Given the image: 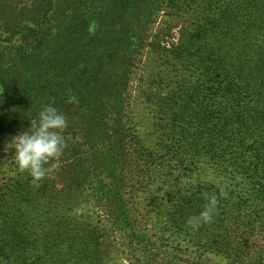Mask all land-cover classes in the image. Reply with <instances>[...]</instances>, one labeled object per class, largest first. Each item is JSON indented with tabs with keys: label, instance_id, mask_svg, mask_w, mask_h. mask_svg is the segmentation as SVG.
I'll return each instance as SVG.
<instances>
[{
	"label": "trees",
	"instance_id": "1",
	"mask_svg": "<svg viewBox=\"0 0 264 264\" xmlns=\"http://www.w3.org/2000/svg\"><path fill=\"white\" fill-rule=\"evenodd\" d=\"M47 1L44 20L47 23L38 25L34 35H26L18 45L14 61L22 77L2 81L6 88L0 107L8 115L15 110L19 115L37 101L32 91L54 88L55 83L51 82L57 79V85L71 87L73 93L78 92L86 100L91 99L88 89L102 87L100 97L92 98L88 112L92 115L100 107L107 110V105L101 103L109 81L105 74L90 80L69 79L66 75L76 64L73 48H67V68L60 71L62 75L52 78L47 74L63 62L53 48L56 40H63V27L70 23L68 14L57 19L56 24L53 17L49 20L51 0ZM131 2L132 17L139 20L146 13L154 16L161 5L171 12L197 13L190 14L196 21L178 43L152 47L160 68L168 76L155 104L156 131L161 143L152 150L137 139H128L126 133L124 141L115 147L111 145L109 152L110 162L125 165V170L110 171V185L101 181L108 189V193L104 190V198L109 200L106 206L115 218V226H120L121 232L129 237L128 264H174L171 254L175 252L179 253L177 258L191 257L193 253L181 251L178 245L168 249L167 241L175 239L197 245L194 258L197 264H205L206 253L219 255L227 264H264V0ZM59 25L62 28L54 33V27ZM120 28V36L124 32L129 35L133 29ZM38 58L43 59L42 63ZM44 66L49 67L42 73ZM105 67L103 64L102 70ZM127 86L120 85V90L127 91ZM125 97L119 93L115 96L119 104ZM63 104L61 99V104L56 105ZM7 121V117L0 116V128ZM178 171L199 177L206 175L212 181L198 178L194 187L172 195L175 202L166 213L172 231L169 235L140 228L139 222L145 215L141 211L137 214L139 208H134L131 202L146 195L153 181ZM11 184L7 191L0 188V264H87L77 258L80 241L65 235L62 219H56L55 212L67 207L56 202V209L53 207L51 215L44 216L46 219L31 218L28 209L38 195H44L45 187L38 186L33 192V178L28 175ZM212 196L217 199L211 220L215 239L210 232H197L198 227L189 224L190 218L204 211ZM48 220L55 221L46 223Z\"/></svg>",
	"mask_w": 264,
	"mask_h": 264
},
{
	"label": "rangeland",
	"instance_id": "2",
	"mask_svg": "<svg viewBox=\"0 0 264 264\" xmlns=\"http://www.w3.org/2000/svg\"><path fill=\"white\" fill-rule=\"evenodd\" d=\"M131 1L51 0V8L49 7L52 14L49 20L53 17L52 21L56 24L57 19L68 14L67 20L70 23L63 27V40H56L53 48L56 50L55 55L62 57L63 62L60 67L50 69L47 74L50 73L52 78L61 76L60 71L67 68V48H73L77 54L76 64L68 69L66 75L69 79L83 77L90 80L105 74L104 77L109 81L101 103L107 105V110L100 107V111H94L92 115L88 112L92 98L100 97L102 87L97 90H94L96 87L88 89L86 92H91V99L86 100L82 99L78 92L73 93L71 87L57 85V79L51 82L55 83L54 88L32 91L37 101L32 106L25 107L19 115H16V110L8 115L5 108L0 107V116L8 119L0 128L2 190L13 185L11 183L16 179L24 175L30 176L16 169L14 154L7 147L11 137L27 129L30 120L35 118L45 105L55 106L67 117L68 128L64 133L66 146L59 158L52 159L45 165L48 169L46 176L41 181L34 182L33 192L38 186H44L45 190L44 195H38V199L33 200L28 213L31 218L36 216L46 219L44 216H50L53 207L56 209V202L65 205L68 209L63 208L57 212L54 209L58 217L56 219H62L65 235L76 237L75 240L80 241L77 258L84 259L87 264H128L126 254L129 250V237L127 233L121 232L120 226H115V218L106 206L109 200L104 198V190L108 193V189L101 183L104 181L110 185V171H124L126 166L110 162L112 156L109 152L111 145L115 147L117 143L124 141L122 139L126 133L129 135L126 136L128 139H137L140 144L152 150L158 148L161 138L156 131L158 122L154 117L158 109L155 104L166 87L168 76L160 68L152 47L178 43L185 30L192 27L196 21V18L190 17V14L197 13L196 11L176 13L164 5H161L154 16L146 13L139 20L132 17L134 6ZM48 6L47 0H0V99L3 98L2 94L6 88L2 81L22 77L14 61L18 54L17 47L26 35H34L38 25H46L44 20ZM123 26L133 28L129 35L125 32L122 36L118 35V30ZM61 28L60 25L55 26L54 33H58ZM119 38H122L121 41ZM122 42L123 45L117 47ZM117 58L120 60L116 64ZM37 61L42 63L43 59L38 58ZM103 64L106 67L102 70ZM44 67L40 72L44 73L49 66ZM33 77L34 73L31 78ZM124 84L128 85L127 91L120 90V85ZM28 91L29 89L26 93ZM43 91H48L49 94L44 95ZM81 91L84 94L85 90ZM118 93L127 95V99L122 98L124 101L121 104L118 98H115ZM61 99L64 100L63 106L56 105L61 104ZM103 110L107 114L105 119ZM184 173L186 172L178 171L167 178H158L151 183L146 195L131 202L134 208H139L136 210L137 214L141 211L145 215L139 222L140 228L148 227L152 233L169 235L171 225L166 213L175 202L172 195L178 190L194 187L198 178L202 181H212L206 175L199 177ZM9 198L10 194L7 196V199ZM66 200L68 202H65ZM38 208H42L44 212ZM53 221L55 220H48L46 223ZM213 224L200 223L197 232H210L215 239ZM183 238L186 239L185 236ZM185 241H167L170 250L178 245L181 251L183 249L186 253H193L189 258H177L179 253L176 252L171 254L174 256V264H197V259H194L197 256V245L193 246ZM204 255L205 264H227L219 255Z\"/></svg>",
	"mask_w": 264,
	"mask_h": 264
},
{
	"label": "clouds",
	"instance_id": "3",
	"mask_svg": "<svg viewBox=\"0 0 264 264\" xmlns=\"http://www.w3.org/2000/svg\"><path fill=\"white\" fill-rule=\"evenodd\" d=\"M67 128V117L55 106L48 104L41 108L30 120V126L8 141L7 147L14 154L16 169L28 173L33 182L41 181L48 172L45 165L63 153ZM216 205V197H210L204 211L198 217L190 218L189 224L199 227L200 223L211 222Z\"/></svg>",
	"mask_w": 264,
	"mask_h": 264
}]
</instances>
